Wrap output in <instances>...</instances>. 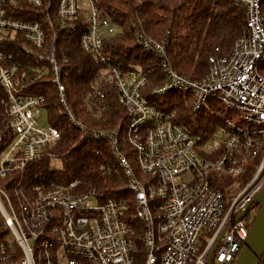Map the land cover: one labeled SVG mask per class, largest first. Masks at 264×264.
I'll list each match as a JSON object with an SVG mask.
<instances>
[{
  "label": "built area",
  "instance_id": "1",
  "mask_svg": "<svg viewBox=\"0 0 264 264\" xmlns=\"http://www.w3.org/2000/svg\"><path fill=\"white\" fill-rule=\"evenodd\" d=\"M235 1L245 7L247 32L229 54H218L216 48L203 81L174 70L165 41L136 32L138 44L162 61L166 84L155 95L180 90L192 96L193 112L213 114L211 104L217 103L227 113L222 127L204 140L174 121L175 110L150 105L142 94L146 75L123 72L104 55L103 35L115 29L96 0H0V87L7 95L6 123L13 133L5 147L0 138V264H135L140 247L130 224L132 204L133 219L143 225V264H207L217 244L210 264L236 262L256 216L250 211L258 209L253 206L234 221L264 189V0ZM54 20L69 33L83 20L82 49L105 65L87 101L89 110L95 117L109 111L104 87L115 85L129 116L130 157L122 150L119 129L92 132L109 141L127 181V201L102 203L95 191H79L77 181L29 192L31 165L47 156L51 172L62 168L52 151L61 133L40 125L45 99L27 90L51 81L65 114L85 131L67 103L57 35L48 38L47 26H54ZM237 117L240 124L234 122ZM238 175L249 179L231 196ZM203 231L212 235L201 251Z\"/></svg>",
  "mask_w": 264,
  "mask_h": 264
},
{
  "label": "trees",
  "instance_id": "2",
  "mask_svg": "<svg viewBox=\"0 0 264 264\" xmlns=\"http://www.w3.org/2000/svg\"><path fill=\"white\" fill-rule=\"evenodd\" d=\"M103 17L118 27L116 35L104 34V55L112 59L123 72L136 71L149 79L142 94L150 105L160 110H175V122L193 135H201L204 140L213 137L224 124L227 113L214 104L213 114L206 111L193 112L192 96L175 90L155 95L154 90L166 84L162 72L161 59L145 51L137 41L136 32L153 40L167 43L166 59L174 70L194 81H203L208 74V59L216 54L227 55L236 41L246 32L245 7L235 0H96ZM18 19L31 18L18 16ZM46 24L45 18H42ZM87 30L83 20H79L72 33L54 26L48 27V38L57 35V59L62 66V83L66 98L76 119L85 126V131L72 124L60 104L56 86L51 81L31 86L27 92L44 97L43 111L49 125L56 127L61 139L52 150L59 155L60 172L49 170V160L41 161L28 169L27 187L29 192L37 186L52 183L79 182L81 192L95 191L102 203L108 200L127 201L124 171L114 155L109 141L96 137L97 129L120 130L123 152L131 154L127 143L129 116L119 101L115 85H106L110 110L101 117H95L87 106L93 97V85L99 73L105 68L96 58L86 53L81 46V37ZM8 103L5 90L0 87V138L2 147L11 143L13 133L7 126ZM86 134H88L86 136ZM132 167L137 166L132 162ZM136 170V169H135ZM249 171L248 177L253 173ZM33 193V192H32ZM258 209L259 206H254ZM132 228L140 247L135 264L145 261V247L141 243L143 225L133 219ZM209 238L212 233L207 234ZM206 245V243H205ZM202 247L201 251L205 247Z\"/></svg>",
  "mask_w": 264,
  "mask_h": 264
},
{
  "label": "water",
  "instance_id": "3",
  "mask_svg": "<svg viewBox=\"0 0 264 264\" xmlns=\"http://www.w3.org/2000/svg\"><path fill=\"white\" fill-rule=\"evenodd\" d=\"M253 206H259V208L257 210L254 222L250 228L245 245L234 264H259L261 258L264 255V189L255 198L254 202L249 206V208L240 214L234 222L242 219ZM217 248L218 244L210 253L209 258L207 259V264H210L212 261Z\"/></svg>",
  "mask_w": 264,
  "mask_h": 264
},
{
  "label": "rangeland",
  "instance_id": "4",
  "mask_svg": "<svg viewBox=\"0 0 264 264\" xmlns=\"http://www.w3.org/2000/svg\"><path fill=\"white\" fill-rule=\"evenodd\" d=\"M114 29H115V34H113V35H116L118 33L119 29L116 26H114ZM214 104L218 106L217 103H213V104H211L212 108H214ZM241 121H242L241 117L234 118V122L236 124H240ZM40 125L42 127H48L49 126V122H48L47 115H46L45 111H43L42 114H41ZM248 179L249 178H246V177L241 176V175L233 177V182L235 184V189L231 191V196L235 195ZM241 180H243L242 183H240ZM255 212H256V210L252 209L250 211V214L255 216V214H256ZM208 238H209V236L206 234V231H203L201 236L199 237L198 246L200 248H202L205 245V243L208 240Z\"/></svg>",
  "mask_w": 264,
  "mask_h": 264
}]
</instances>
